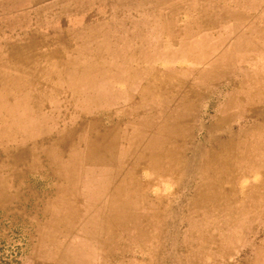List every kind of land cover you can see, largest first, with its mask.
I'll list each match as a JSON object with an SVG mask.
<instances>
[{
  "label": "rangeland",
  "instance_id": "obj_1",
  "mask_svg": "<svg viewBox=\"0 0 264 264\" xmlns=\"http://www.w3.org/2000/svg\"><path fill=\"white\" fill-rule=\"evenodd\" d=\"M263 26L264 0H0V264H264Z\"/></svg>",
  "mask_w": 264,
  "mask_h": 264
},
{
  "label": "bare ground",
  "instance_id": "obj_2",
  "mask_svg": "<svg viewBox=\"0 0 264 264\" xmlns=\"http://www.w3.org/2000/svg\"><path fill=\"white\" fill-rule=\"evenodd\" d=\"M147 1H148V0H147ZM80 2H81V1H80ZM82 2H83V1H82ZM91 2H92V1H91ZM87 4H88V3H87ZM136 4H137V3H136ZM147 4H148V3H147ZM68 5H69V4H68ZM88 5H89V4H88ZM75 7H76V6H75ZM136 8H137V7H136ZM140 8H141V7H140ZM145 8H146V7H145ZM145 8H144V9H145ZM83 9H84V8H83ZM83 9H82V10H83ZM90 9H91V8H90ZM140 10H141V9H140ZM206 10H207V9H206ZM42 11H43V10H42ZM89 11H90V10H89ZM238 11L240 12V10H238ZM241 11H242V10H241ZM55 12H56V11H54V13H55ZM162 12H163V11H162ZM167 12H168V11H167ZM54 13H53V14H54ZM73 14H74V13H73ZM75 14H76V13H75ZM82 14H83V13H82ZM157 14H158V13H157ZM173 14H174V13H173ZM46 15H47V14H46ZM48 15H51V14H48ZM55 15H58V13L55 14ZM155 15H156V14H155ZM167 15H169V14H167ZM150 17H151V16H150ZM57 18H58V16H57ZM152 18H153V17H152ZM49 19H50V18H49ZM228 19H229V18H228ZM59 20H60V19H59ZM59 20H58V21H59ZM229 20H230V19H229ZM209 21H210V20H209ZM54 22H56V21H54ZM54 22H53V23H54ZM156 22H157V21H156ZM237 22H239V21H237ZM241 22H242V21H241ZM243 22H244V21H243ZM154 23H155V22H154ZM163 23H164V22H163ZM174 23H175V22H174ZM255 25H257V24H255ZM217 26H218V25H217ZM263 27H264V26H263ZM263 27H261V28H263ZM56 28H57V26H56ZM155 28H156V27H155ZM168 28H169V27H168ZM172 28H173V27H172ZM174 28H175V27H174ZM256 28H257V27H256ZM69 29H70V28H69ZM69 29H68V30H69ZM160 29H161V26H160ZM251 29H252V27H251ZM64 30H65V29H64ZM66 30H67V29H66ZM173 30H174V29H173ZM241 30H243V29H241ZM156 31H157V30H156ZM243 31H245V30H243ZM167 32H168V31H167ZM234 32H235V31H234ZM250 32H251V31H250ZM259 32H260V31H259ZM53 33H54V31H53ZM65 33H66V32H65ZM203 33H204V32H203ZM211 34H212V33H211ZM56 35H57V33H56ZM210 36H211V35H210ZM243 36H244V35H243ZM58 37H59V36H58ZM64 37H65V36H64ZM253 38H254V37H253ZM120 39H121V38H120ZM129 39H130V38H129ZM259 39H260V38H259ZM126 40H127V39H126ZM228 40H229V39H228ZM228 40H227V41H228ZM235 40H236V39H235ZM175 41H176V40H175ZM67 42H68V41H67ZM113 42H114V41H113ZM118 42H119V41H118ZM189 42H190V41H189ZM224 42H225V41H224ZM238 42H239V41H238ZM257 42H258V39H257ZM129 43H130V42H129ZM132 43H133V42H132ZM160 43H161V42H160ZM241 43H242V42H241ZM255 43H256V42H255ZM262 43H263V42H262ZM223 44H224V43H223ZM238 44H239V43H238ZM242 44H243V43H242ZM251 44L254 45L253 43H251ZM63 45H64V44H63ZM181 45H184V44H181ZM55 46H56V45H55ZM125 46H126V45H125ZM127 46H128V44H127ZM142 46H143V45H142ZM189 46H190V45H189ZM221 46H222V45H221ZM246 46H247V44H246ZM254 46H255V45H254ZM258 46H260V45H258ZM100 47H101V45H100ZM135 47H136V44H135L134 48H135ZM157 47H158V46H157ZM195 47H196V46H195ZM222 47H223V46H222ZM236 47H237V46H236ZM256 47H257V46H256ZM256 47H255V49H256ZM260 47H262V46H260ZM124 48H125V47H124ZM129 48H130V47H129ZM154 48H155V47H154ZM154 48H153V49H154ZM213 48H214V47H213ZM262 48H263V47H262ZM122 49H123V48H122ZM132 49H133V48H132ZM139 49H140V48H139ZM234 49H235V48H234ZM116 50H117V49H116ZM129 50H130V49H129ZM219 50H220V49H219ZM257 50H258V49H257ZM41 51H42V50H41ZM65 51H66V50H65ZM117 51H118V50H117ZM136 51H137V50H136ZM234 51H235V50H234ZM241 51H242V50H241ZM66 52H67V51H66ZM115 52H116V51H115ZM119 52H120V51H119ZM155 52H156V51H155ZM159 52H160V51H159ZM188 52H189V51H188ZM239 52H240V51H239ZM247 52H248V51H247ZM69 53H70V52H69ZM94 53H95V52H94ZM138 53H139V52H138ZM117 54H118V53H117ZM182 54H183V53H182ZM67 55H70V54H67ZM72 55H73V53H72ZM83 55H84V54H83ZM86 55H87V54H86ZM88 55H90V54H88ZM121 55H122V54H121ZM129 55H130V54H129ZM143 55H144V54H143ZM237 55H238V54H237ZM64 56H65V55H64ZM140 56H141V55H140ZM121 57H122V56H121ZM121 57H119V58H121ZM143 57H144V56H143ZM159 57H160V56H159ZM187 57H188V55H187ZM252 57H253V56H252ZM71 58H72V56H71ZM238 58H239V56H238ZM238 58H237V59H238ZM60 59H61V58H60ZM74 59H75V58H74ZM77 59H78V58H77ZM124 59H125V58H124ZM194 59H195V58H194ZM122 60H123V59H122ZM143 60H144V58H143ZM190 60H191V59H190ZM114 61H115V60H114ZM123 61H125V60H123ZM133 61H134V60H133ZM149 61H150V60H149ZM88 62H89V61H88ZM112 62H113V61H112ZM126 62H127V60H126ZM130 62H131V61H130ZM154 62H155V61H154ZM255 62H256V61H255ZM195 63H196V62H195ZM202 63H203V62H202ZM211 63H212V62H211ZM124 64H125V63H124ZM262 64H263V63H262ZM80 66H81V65H80ZM119 66H120V65H119ZM128 66H129V65H128ZM130 66H131V65H130ZM139 66H140V65H139ZM174 66H175V65H174ZM133 67H134V66H133ZM137 67H138V66H137ZM137 67H136V68H137ZM251 67H252V66H251ZM254 67H255V66H254ZM123 68H124V67H123ZM129 68H130V67H129ZM139 68H140V67H139ZM167 68H168V67H167ZM247 68H248V67H247ZM148 69H149V68H148ZM164 69H165V68H164ZM239 69H241V68H239ZM242 69H243V68H242ZM254 69H255V68H254ZM260 69H261V68H260ZM81 70H82V69H81ZM85 70H86V69H85ZM85 70H84V71H85ZM138 70H139V69H138ZM149 70H150V69H149ZM158 70H159V69H158ZM158 70H157V71H158ZM166 70H167V69H166ZM168 70H169V69H168ZM171 70H172V69H171ZM177 70H178V69H177ZM79 71H80V70H79ZM101 71H102V70H101ZM128 71H129V70H128ZM172 71H173V70H172ZM244 71H245V70H244ZM85 72H86V71H85ZM88 72H89V71H88ZM90 72H91V71H90ZM107 72H108V71H107ZM122 72H123V71H122ZM137 72H138V71H137ZM167 72H168V71H167ZM170 72H171V71H170ZM249 72H250V71H249ZM120 73H121V72H119V74H120ZM212 73H213V72H212ZM243 73H245V72H243ZM247 73H248V72H247ZM93 74H94V73H93ZM108 74H109V73H108ZM114 74H115V73H114ZM127 74H128V73H127ZM156 74H157V73H156ZM188 74H190V73H188ZM208 74H209V73H208ZM240 74H241V73H240ZM83 75H84V74H83ZM86 75H87V74H86ZM90 75H92V74H90ZM106 75H107V74H106ZM168 75H169V74H168ZM176 75H177V74H176ZM248 75H249V74H248ZM250 75H251V74H250ZM252 75H253V74H252ZM256 75H257V74H256ZM153 76H154V75H153ZM200 76H201V75H200ZM212 76H213V75H212ZM223 76H224V75H223ZM223 76H222V78H223ZM258 76H259V75H258ZM122 77H123V75H122ZM126 77H127V76H126ZM150 77H151V76H150ZM189 77H190V76H189ZM204 77H205V76H204ZM208 77H209V76H208ZM259 77H260V76H259ZM83 78H84V76H83ZM98 78H99V77H98ZM111 78H112V77H111ZM127 78H128V77H127ZM212 78H213V77H212ZM214 78L217 79V77H214ZM224 78H225V77H224ZM224 78H223V79H224ZM235 78H236V77H235ZM241 78H242V76H241ZM262 78H263V77H262ZM101 79H102V78H101ZM108 79H109V78H108ZM132 79H133V78H132ZM191 79H192V78H191ZM216 79H213V80H216ZM219 79H220V78H219ZM219 79H218V80H219ZM257 79H258V78H257ZM78 80H79V79H78ZM99 80H100V79H99ZM114 80H115V79H114ZM135 80H136V79H135ZM168 80H169V79H168ZM200 80H201V79H200ZM213 80H212V81H213ZM225 80H226V79H225ZM233 80H234V79H233ZM263 80H264V79H263ZM126 81H127V80H126ZM126 81H125V82H126ZM144 81H145V80H144ZM155 81H156V80H155ZM173 81H174V80H173ZM250 81H251V80H250ZM96 82H98V81H96ZM96 82H95V83H96ZM111 82H112V81H111ZM111 82H110V83H111ZM175 82H176V81H175ZM199 82H200V81H199ZM72 83H73V82H72ZM74 83H75V81H74ZM108 83H109V82H108ZM114 83H115V82H114ZM166 83H167V82H166ZM176 83H177V82H176ZM84 84H85V83H84ZM84 84H82V85H84ZM144 84H145V83H144ZM147 84H148V83H147ZM179 84H180V83H179ZM196 84H197V83H196ZM73 85H74V84H73ZM88 85H89V84H88ZM88 85H87V87H89ZM100 85H101V84H100ZM106 85H107V84H106ZM167 85H168V84H167ZM173 85H174V84H173ZM176 85H177V84H176ZM180 85H181V84H180ZM224 85H225V84H224ZM74 86H75V85H74ZM85 86H86V85H85ZM151 86H152V85H151ZM155 86H156V85H155ZM171 86H172V85H170V87H171ZM68 87H69V86H68ZM92 87H93V86H92ZM152 87H154V86H152ZM160 87H162V86H160ZM165 87H166V86H165ZM181 87H182V86H181ZM93 88H94V87H93ZM71 89H72V88H71ZM82 89H83V88H82ZM157 89H158V88H157ZM157 89H156V90H157ZM88 90H89V89H88ZM159 90H160V89H159ZM257 90H258V89H257ZM5 91H6V90H5ZM5 91H4V92H5ZM64 91H65V90H64ZM128 91H129V90H128ZM162 91H164V90H162ZM175 91H176V90H175ZM6 92H7V91H6ZM6 92H5V93H6ZM18 92H19V91H18ZM74 92H75V91H74ZM168 92H169V91H168ZM246 92H247V91H246ZM258 92H259V91H258ZM7 93H8V92H7ZM7 93H6V96H7ZM65 93H67V92H65ZM71 93H72V92H71ZM75 93H76V92H75ZM91 93H92V92H91ZM160 93H161V92H160ZM259 93H260V92H259ZM82 94H83V93H82ZM94 94H95V93H94ZM98 94H99V93H98ZM128 94H129V93H128ZM130 94H132V93H130ZM133 94H134V93H133ZM156 94H157V93H156ZM163 94H164V93H163ZM181 94H182V93H181ZM183 94H184V93H183ZM197 94H198V93H197ZM87 95H88V94H87ZM96 95H97V94H96ZM96 95H95V96H96ZM123 95H124V94H123ZM248 95H249V94H248ZM258 95H259V94H258ZM21 96H25V94H23V95H21ZM21 96H20V97H21ZM33 96H34V95H33ZM93 96H94V95H93ZM93 96H92V97H93ZM151 96H152V95H151ZM163 96H164V95H163ZM163 96H161V97H163ZM178 96H179V95H178ZM184 96H185V95H184ZM184 96H182V97H184ZM186 96H187V95H186ZM186 96H185V97H186ZM260 96H261V95H260ZM65 97H66V96H65ZM65 97H63V98H65ZM80 97H81V95H80ZM90 97H91V96H90ZM125 97H126V96H125ZM130 97H131V96H130ZM149 97H150V96H148V98H146V99H149ZM173 97H174V96H173ZM239 97H241V96H239ZM14 98H15V96H14ZM25 98H27V97H25ZM127 98H128V97H127ZM153 98H154V97H153ZM261 98H262V97H261ZM263 98H264V97H263ZM23 99H24V98H23ZM29 99H31V97H30ZM94 99H95V98H94ZM97 99H98V98H97ZM133 99H134V98H133ZM159 99H160V98H159ZM17 100H18V99H17ZM121 100H122V99H121ZM179 100H180V99H179ZM256 100H257V99H256ZM260 100H261V99H260ZM260 100H259V101H260ZM262 100H263V99H262ZM24 101H26V100H24ZM24 101H23V102H24ZM77 101H78V100H77ZM117 101H118V100H117ZM132 101H133V100H132ZM14 102H15V101H14ZM28 102H29V100H28ZM119 102H120V101H119ZM128 102H129V101H128ZM182 102H183V101H182ZM182 102H181V103H182ZM184 102H185V101H184ZM192 102H193V101H192ZM192 102H191V103H192ZM246 102H247V101H246ZM246 102H245V103H246ZM12 103H13V101H12ZM30 103H31V102H30ZM102 103H103V102H102ZM163 103H164V102H163ZM74 104H75V103H74ZM192 104H193V103H192ZM10 105H11V104H10ZM27 105H28V104H27ZM31 105H32V104H31ZM42 105H43V104H42ZM96 105H97V104H96ZM122 105H123V104H122ZM195 105H196V104H195ZM260 105H261V104H260ZM110 106H112V105H110ZM11 107H12V106H11ZM11 107H10V109H11ZM30 107H31V106H30ZM188 107H189V106H188ZM188 107H187V109L190 110V108H188ZM8 108H9V107H8ZM32 108H34V107H32ZM36 108H38V107H36ZM61 108H62V107H61ZM97 108H98V107H97ZM117 108H118V107H117ZM117 108H116V109H117ZM128 108H129V106H128ZM191 108H192V107H191ZM258 108H259V107H258ZM34 109H35V108H34ZM46 109H47V108H46ZM95 109H96V108H95ZM111 109H112V108H111ZM121 109H122V108H121ZM185 109H186V107H185ZM195 109H196V108H195ZM262 109H263V108H262ZM24 110H25V109H24ZM24 110H23V111H24ZM27 110H28V109H27ZM114 110H115V109H114ZM11 111H12V110H11ZM43 111H44V110H43ZM252 111H254V110H252ZM41 112H42V110H41ZM121 112H122V110H121ZM131 112H132V111H131ZM15 113H17V112H15ZM15 113H14V114H15ZM23 113H24V112H23ZM44 113H45V112H44ZM57 113H58V112H57ZM88 113H89V112H88ZM105 113H106V111H105ZM117 113H118V112H117ZM173 113H174V112H173ZM58 114H60V112H59ZM78 114H79V113H78ZM92 114H93V113H92ZM101 114H102V113H101ZM174 114H176V113H174ZM37 115H38V114H37ZM43 115H44V114H43ZM73 115H74V114H73ZM180 115H181V114H180ZM244 115H245V114H244ZM44 116H45V115H44ZM65 116H66V115H65ZM76 116H77V114H76ZM89 116H90V115H89ZM185 116H186V115H185ZM242 116H243V114H242ZM24 117H25V116H24ZM40 117H42V115H41ZM93 117H94V116H92V118H93ZM109 117H110V116H109ZM118 117H119V116H118ZM32 118H33V117H32ZM32 118H31V119H32ZM69 118H70V117H69ZM101 118H102V117H101ZM101 118H100V119H101ZM138 118H139V117H138ZM168 118H169V117H168ZM38 119H39V117H38ZM38 119H37V120H38ZM44 119H45V118H44ZM47 119H48V118H47ZM52 119H53V118H52ZM52 119H51V122H52ZM63 119H64V118H63ZM72 119H73V118H71V120H72ZM95 119H96V116H95ZM95 119H94V120H95ZM108 119H109V118H108ZM151 119H152V118H151ZM42 120H43V119H42ZM71 120H70V121H71ZM140 120H143V119H140ZM179 120H180V119H179ZM189 120H190V118H189ZM15 121H16V120H15ZM21 121H22V120H21ZM38 121H39V120H38ZM66 121H67V120H66ZM73 121H74V119H73ZM97 121H98V120H97ZM103 121H104V120H103ZM108 121H109V120H108ZM149 121H150V120H149ZM154 121H155V120H154ZM16 122H17V121H16ZM16 122H15V123H16ZM40 122H41V121H40ZM109 122H110V121H109ZM139 122H140V121H139ZM193 122H194V121H193ZM15 123H14V125H15ZM17 123H19V122H17ZM38 123H39V122H38ZM96 123H97V122H96ZM105 123H106V122H105ZM129 123H130V122H129ZM172 123H173V122H172ZM20 124H21V123H20ZM20 124H19V125H20ZM39 124H40V123H39ZM59 124H60V123H59ZM100 124H101V123H100ZM135 124H136V123H134V125H135ZM17 125H18V124H17ZM30 125H31V123H30ZM64 125H65V124H64ZM70 125H71V124H70ZM95 125H96V124H95ZM95 125H94V126H95ZM109 125H110V124H109ZM132 125H133V124H132ZM142 125H143V124H142ZM151 125H152V124H151ZM28 126H29V125H28ZM36 126H37V125H36ZM65 126H66V125H65ZM100 126H101V125H100ZM137 126H138V125H137ZM63 127H64V126H63ZM107 127H108V126H107ZM129 127H130V126H129ZM151 127H152V126H151ZM18 128H19V127H18ZM27 128H28V127H27ZM103 128H104V127H103ZM103 128H102V129H103ZM187 128H188V127H187ZM85 129H86V128H85ZM97 129H98V128H97ZM128 129H129V128H128ZM148 129H149V128H148ZM151 129H152V128H151ZM21 130H22V127H21ZM21 130H20V132H21ZM44 130H45V129H44ZM58 130H59V129H58ZM60 130H61V129H60ZM60 130H59V131H60ZM100 130H101V129H100ZM106 130H107V129H106ZM63 131H64V130H63ZM80 131H81V130H80ZM85 131H86V130H85ZM45 132H46V131H45ZM61 132H62V131H61ZM105 132H106V131H105ZM153 132H154V131H153ZM21 133H22V132H21ZM21 133H20V134H21ZM94 133H95V132H94ZM96 133H97V132H96ZM174 133H176V132H174ZM178 133H179V132H178ZM188 133H189V131H188ZM24 134H26V132H25ZM30 134H31V133H30ZM32 134H33V133H32ZM49 134H50V133H49ZM63 134H64V132H63ZM63 134H62V135H63ZM81 134H82V133H81ZM81 134H80V135H81ZM181 134H182V133H181ZM92 135H93V134H92ZM160 135H161V134H160ZM20 136H21V135H20ZM20 136H19V137H20ZM29 136H30V135H29ZM77 136H78V135H77ZM94 136H95V135H94ZM166 136H167V135H166ZM33 137H34V135H33ZM33 137H32V139H33ZM52 137H53V136H52ZM52 137H51V138H52ZM58 137H59V134H58ZM101 137H102V136H101ZM20 138H21V137H20ZM22 138H23V137H22ZM76 138H77V137H76ZM173 138H175V137H173ZM17 139H19V138H17ZM24 139L27 140V138H24ZM24 139H23V141H24ZM29 139H30V138H29ZM55 139H56V138H55ZM63 139H64V138H63ZM19 140H20V139H19ZM30 140H31V139H30ZM58 140H60V138H59ZM73 140H74V139H73ZM44 141H45V140H44ZM62 141H63V140H62ZM62 141H61V142H62ZM183 141H185V140H183ZM53 142H54V141H53ZM56 142H57V141H56ZM49 143H50V142H49ZM70 143H71V142H70ZM125 143H126V142H125ZM43 145H44V144H43ZM55 145H56V144H55ZM125 146H126V145H125ZM32 147H33V146H32ZM64 147H65V146H64ZM34 148H35V147H34ZM34 148H33V149H34ZM37 148H38V147H37ZM37 148H36V149H37ZM61 149H62V148H61ZM67 149H68V148H67ZM37 151H38V150H37ZM45 151H46V150H45ZM45 151H44V152H45ZM62 152H63V149H62ZM240 152H241V151H240ZM40 154H41V153H40ZM42 154H43V153H42ZM44 154H45V153H44ZM65 154H66V153H65ZM241 154H242V153H241ZM56 155H57V154H56ZM32 157H33V156H32ZM36 157H37V156H36ZM36 157H35V158H36ZM47 158H48V157H47ZM41 160H42V159H41ZM49 160L51 161V159H49ZM31 161H32V159H31ZM33 161H34V160H33ZM252 161H253V160H252ZM36 162H37V161H36ZM36 164H37V163H36ZM36 164H35V165H36ZM50 164H51V163H50ZM31 165H32V164H31ZM41 165H42V164H41ZM234 166H235V165H234ZM36 167H37V166H36ZM36 169H37V168H36ZM243 169H244V168H243ZM33 170H34V169H33ZM53 171H55V170L53 169ZM51 172H52V171H51ZM146 173H147V172H146ZM36 174H39V173H36ZM41 174H42V173H41ZM48 174H49V173H48ZM53 174H54V173H53ZM243 174H244V172H243ZM45 176H46V175H45ZM57 176H59V175H57ZM57 176H56V178H57ZM242 176H243V175H242ZM21 177H22V176H21ZM24 177H25V176H24ZM43 177H44V176H43ZM59 177H60V176H59ZM146 177H147V176H146ZM20 180H23V179H20ZM117 180H119V179H117ZM144 180H145V179H144ZM241 180H242V179H241ZM53 182H54V181H53ZM63 182H64V181H63ZM8 183H9V182H8ZM261 183H262V182H261ZM0 184H1V183H0ZM55 184H56V183H55ZM263 185H264V184H263ZM15 187H16V186H15ZM262 187H263V186H262ZM2 188H3V187H2ZM13 188H14V187H13ZM28 188H29V187H28ZM254 188H255V187H254ZM16 189H17V188H16ZM66 190H67V189H66ZM110 190H111V189H110ZM260 190H261V189H260ZM262 190H263V189H262ZM33 191H34V190H33ZM46 191H47V190H46ZM34 192H35V191H34ZM0 193H1V192H0ZM13 193H14V191H13ZM16 193H17V192H16ZM260 193H261V192H260ZM8 194H9V193H8ZM34 194H35V193H34ZM66 195H67V194H66ZM3 196H4V195H3ZM16 196H17V195H16ZM37 196H38V195H37ZM0 197H2V196H0ZM11 197H12V196H11ZM13 197H14V196H13ZM23 197H24V196H23ZM261 197H262V196H261ZM6 198H7V197H6ZM26 198H27V196H26ZM39 198H40V197H39ZM47 198H48V197H47ZM47 198H46V199H47ZM9 199H10V197H9ZM46 199H45V200H46ZM0 201H1V200H0ZM4 201H5V199H4ZM4 201H3V202H4ZM35 201H36V200H35ZM41 201H42V199H41ZM56 202H57V201H56ZM45 203H47V202H45ZM50 204H51V203H50ZM47 205H48V204H47ZM56 205H58V204H56ZM22 206H23V205H22ZM43 207H44V206H43ZM57 207H58V206H57ZM55 208H56V207H55ZM36 209H37V208H36ZM23 210H24V209H23ZM43 210H44V209H43ZM49 210H51V209H49ZM49 210H48V211H49ZM52 210H53V209H52ZM38 211H39V210H38ZM20 212H21V210H20ZM26 216H27V215H26ZM28 220H29V219H28ZM32 220H33V219H32ZM35 221H36V220H35ZM38 224H39V223H38ZM35 227H36V226H35ZM44 233H45V232H44Z\"/></svg>",
  "mask_w": 264,
  "mask_h": 264
}]
</instances>
